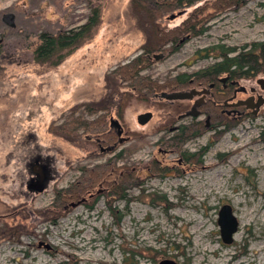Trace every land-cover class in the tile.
Listing matches in <instances>:
<instances>
[{
  "label": "rangeland",
  "instance_id": "1",
  "mask_svg": "<svg viewBox=\"0 0 264 264\" xmlns=\"http://www.w3.org/2000/svg\"><path fill=\"white\" fill-rule=\"evenodd\" d=\"M224 1L205 0L196 10L194 5L163 15L159 23L165 29H205L198 35L185 33L174 52H155L163 56H150L141 73L166 85L181 73L194 74L212 63L217 51L206 57L204 48H240L264 40V0L227 7L220 5ZM93 5L100 15L90 38L56 65L33 59L40 31L77 26ZM10 14L13 18L3 20ZM145 37L130 0H0V228H24L17 239L0 233V264H158L164 259L176 264H264V104L256 114L245 108L224 113L226 127L215 126L221 112L209 104L211 126L200 124V132L178 148L168 143V125L178 112L189 109V102L171 105L155 93L131 99L121 118L115 109L108 114L126 137L112 151L99 152L86 139L94 136L82 129L73 141L54 132L77 116L83 103L103 95L105 74L139 54ZM261 76L264 72L239 81L247 91L256 87L263 94L255 83ZM248 95L237 92L236 99ZM145 111L152 116L139 124L136 116ZM203 113L201 121L209 114ZM83 117L92 120L95 115L85 112ZM122 150V159L115 158ZM109 158L117 169L136 167L129 201L113 199L112 206L123 213L118 224L108 210L104 184L91 188L92 197L85 193L73 200L86 201L65 204L55 224L36 215V210L53 208V189L76 182L81 167L94 168ZM36 164L46 169L42 191L27 187L37 179L32 172ZM205 164L209 166L203 168ZM157 165L165 168L163 174L152 171ZM225 203L238 220L228 244L221 241L217 224Z\"/></svg>",
  "mask_w": 264,
  "mask_h": 264
},
{
  "label": "trees",
  "instance_id": "2",
  "mask_svg": "<svg viewBox=\"0 0 264 264\" xmlns=\"http://www.w3.org/2000/svg\"><path fill=\"white\" fill-rule=\"evenodd\" d=\"M205 0H130L133 14L136 18V22L146 34L144 42L140 46V53L133 57L131 60L124 64L116 66L110 72L104 76V93L97 100H92L87 103H83L81 112L71 119L58 126L54 131L63 138L73 141V137H77L76 131L82 129L86 131L93 138L88 140L94 141L96 144L98 140L101 141V148L98 147L99 152L112 151L115 145L114 134L117 137L116 130L110 125V118L107 119L108 114L112 110H116V115L121 118L125 106L131 99L135 98H147L150 94H157V92H172L179 91L186 85H198L206 86L208 83L216 82L218 76L227 75L231 79H235L239 82L241 79H250L260 72H264V40L252 41L249 44H243L240 48L230 46H213L210 48H204L206 52L205 56H209L214 49L217 54L214 55V61L194 74L181 73L173 80L174 82L166 83V85L160 84L155 79H151L148 75H143L141 70L148 64H150V56L153 57L155 52L170 51L174 52L179 49L180 38L185 36V33L189 35H198L204 31V27H197V25H189L184 28L180 26H174L165 29L160 26L159 19L172 11L179 10L181 8L191 7ZM243 0H225L220 5L231 6L240 5ZM222 5V6H223ZM199 5L195 6L198 9ZM220 7V6H219ZM220 9H223L220 7ZM182 13L185 11L180 10ZM99 8L96 5L91 6L90 12L87 15L85 21L77 26L68 29H58L56 31L43 30L38 33V43L33 49V59L38 63H49L56 65L60 63L64 57L70 53L74 48L79 46L86 39L90 38L94 29L99 23ZM2 52V45L0 43V54ZM197 76V78H196ZM189 78L192 81H188ZM173 85L176 89L171 91L162 90L164 87H170ZM243 85V84H241ZM257 85V84H256ZM245 86V85H244ZM246 87V86H245ZM255 89H257L255 87ZM258 89L262 92L264 90ZM230 94V91L224 93H215L214 97L219 101L225 100L226 96ZM264 94V91H263ZM213 110H219L221 106L214 105L212 101H207L201 107V111H208L210 115ZM209 106V107H208ZM203 111V112H204ZM95 115L92 120L85 119L83 113ZM98 113V114H97ZM220 118L216 120L217 124L226 127L229 123L227 115L220 113ZM204 120L198 123H190L184 126L181 134L185 135L183 140L170 139L169 144L178 148L184 141L196 135ZM225 124V126H224ZM262 139H264V131H261ZM118 139V138H117ZM104 148V150H102ZM123 151L117 153L115 158L123 157ZM112 158L107 159L104 163L96 165L94 168H82L79 179L73 182L68 187H62L59 189H53V201L51 209L36 210V215L39 214L45 220H49L51 224H55L56 218L59 215V211H64L63 206L69 202H73L79 196H83L85 193H90L91 188L98 186L99 184L105 185L106 190V202L108 210L114 218H116V224L120 222L123 215L116 206H112L113 199H121L129 201L128 189L134 184L135 169L133 165H122L120 169L115 166ZM152 171L157 173H164L165 168H159L157 166L151 167ZM111 175H114L111 177ZM46 186V184H45ZM93 195L88 197H92ZM95 199V198H94ZM86 201V200H84ZM83 201V202H84ZM38 216V215H37ZM41 217H39L41 219ZM24 231L23 227L17 228H0V233L4 232L9 238L17 239L20 233ZM125 256L133 257L134 253L131 251H125Z\"/></svg>",
  "mask_w": 264,
  "mask_h": 264
},
{
  "label": "water",
  "instance_id": "3",
  "mask_svg": "<svg viewBox=\"0 0 264 264\" xmlns=\"http://www.w3.org/2000/svg\"><path fill=\"white\" fill-rule=\"evenodd\" d=\"M181 12H178L180 14ZM177 14V15H178ZM10 18H13V15H9ZM175 14H171L169 18H174ZM163 55L160 54H154L153 58L154 59H159ZM227 76H223L221 78V81H225ZM234 83L237 84L236 90L234 92V96L237 92H246L247 88L244 85L239 84V82L236 80ZM255 83L259 86L260 89L264 88V76L258 77L255 80ZM255 87H250L249 91H255ZM208 90L206 88H203L202 90H186V91H172V92H163L161 96H164L167 99H190L194 94H203L207 93ZM223 104L225 106H231V107H236V106H243L245 109H250L252 114H256L258 110L260 109L261 105L264 104V96L258 94L256 97L253 94H249L247 97L243 99H236V100H230V101H224ZM197 110H196V104L192 105L189 110H187L184 115L190 116V115H196ZM151 111H145L142 113H139L136 116V120L139 124H144L146 123L150 118H151ZM207 120L206 119V125H207ZM110 125L112 127L116 128L117 135L121 134V125L114 120L113 118L110 117ZM126 140V137H120L118 138L117 142L122 143L123 141ZM32 172L37 175V179L35 180V183L32 184V186L27 185L28 188L34 189L35 191H42L44 186H45V180L46 174L43 171L42 167L39 165H33L32 167ZM100 190H97L96 192H99ZM93 195L92 193L89 194V196ZM85 198H81L77 200L76 202H70V205H77L80 204L82 201H84ZM217 224L219 226V233H220V239L223 243L228 244L233 241V235L237 231L238 228V220L236 216L233 214V210L230 204L225 203L223 204L220 209L218 210V217H217ZM46 248H49L48 244L44 245ZM158 264H176L173 260L170 259H164L159 261Z\"/></svg>",
  "mask_w": 264,
  "mask_h": 264
},
{
  "label": "flooded vegetation",
  "instance_id": "4",
  "mask_svg": "<svg viewBox=\"0 0 264 264\" xmlns=\"http://www.w3.org/2000/svg\"><path fill=\"white\" fill-rule=\"evenodd\" d=\"M10 18V16L9 15H3V20H5L6 18ZM223 76H218L215 80H216V82H218L219 83V85H216L214 82H212V83H208V85H206V86H201L200 84H198V85H190V86H188L186 89H183L182 88V90H179V91H188V90H191V89H195V90H202L203 88H206L207 90H208V92L207 93H203V94H194L193 96H192V98H190V99H167V98H165L164 96H161L162 95V93L163 92H160V93H157V94H154L157 98H164L166 101H168L171 105L173 104L174 105V103H175V101H183V100H185V101H188L189 102V104H188V106H189V109L191 108V106L192 105H194V104H196V110H197V114L196 115H190V116H187V115H182V114H184L186 111H184V112H178L177 114H176V116H175V118L174 119H172L171 120V123H173V124H169L168 125V131H169V133H170V135L168 136L167 135V138H168V140H170V139H174V140H178V141H181V140H183V138H185V135L184 134H181L180 132L182 131V129H183V127L184 126H187V125H189L190 123H198V122H200L201 120V118H199L200 117V115H203L204 113H203V111H201V107H202V105H204L207 101H212V103L214 104V105H217V106H221L222 105V107H220V112H222V113H225V114H227V115H233V114H237V113H242L243 112V110H241V109H244V107L243 106H236V107H231V106H225L224 104H223V102L224 101H230V100H236V94H235V96H234V92H235V90H236V87H237V84L236 83H234V81H236L235 79H231V78H229V76H228V74H227V78L225 79V81H221V78H222ZM189 82L190 81H192V79L191 78H189V80H188ZM227 91H230L231 93L228 95V96H226V98H225V100H223L222 102L221 101H219L218 99H216L215 97H214V92L215 93H224V92H227ZM245 93H249V94H253L255 97L258 95V94H260V95H262V96H264L263 94H261L260 92H258L257 90H255V91H246ZM188 109V110H189ZM248 110V109H247ZM152 113V112H151ZM152 116V115H151ZM186 117H189V120L187 121V122H179L178 123V121L179 120H181V119H183V118H186ZM206 117V116H205ZM206 119H208L207 120V125H206ZM206 119H205V127L206 128H209L210 126H211V123H210V121H209V119H210V115L208 114L207 115V117H206ZM177 120V121H176ZM114 129H116L115 127H113ZM121 133H123V131H121ZM196 136V135H195ZM194 136V137H195ZM121 137V134L120 135H117V138H120ZM123 137V136H122ZM192 138V137H191ZM118 140V139H117ZM160 140V142H163V140L160 138L159 139ZM184 142H187V140L186 141H184ZM183 142V143H184ZM182 143V144H183ZM97 145L100 147L101 146V141L100 140H98V142H97ZM181 145V144H180ZM101 148V147H100ZM160 150H161V148H160ZM166 151V150H165ZM179 154V153H178ZM179 156V158H178V163H182V160L184 159V157H183V155L182 154H179L178 155ZM33 167V166H32ZM45 168V167H44ZM46 170V169H45ZM44 170V171H45ZM45 174H46V172H45ZM35 177V175H32L31 176V179L32 178H34ZM35 182H34V180H29V182H28V185H30V186H32V184H34ZM29 190H34V189H31V188H29Z\"/></svg>",
  "mask_w": 264,
  "mask_h": 264
},
{
  "label": "bare ground",
  "instance_id": "5",
  "mask_svg": "<svg viewBox=\"0 0 264 264\" xmlns=\"http://www.w3.org/2000/svg\"><path fill=\"white\" fill-rule=\"evenodd\" d=\"M209 165L208 164H205L204 166H203V168H206V167H208Z\"/></svg>",
  "mask_w": 264,
  "mask_h": 264
}]
</instances>
